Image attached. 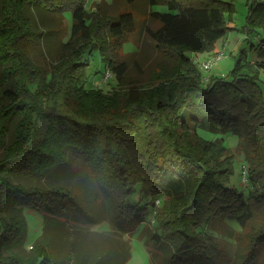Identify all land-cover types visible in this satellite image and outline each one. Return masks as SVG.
<instances>
[{"label":"trees","instance_id":"16d2710c","mask_svg":"<svg viewBox=\"0 0 264 264\" xmlns=\"http://www.w3.org/2000/svg\"><path fill=\"white\" fill-rule=\"evenodd\" d=\"M88 2L0 0V264H62L46 240L57 225L47 215L42 236L22 254L23 209L54 217L58 210H79V204L91 214L107 211L103 221L119 236L131 235L152 215L160 234L147 242L151 256L171 254L177 264H228L216 243L219 226L249 228L250 252L239 264H255L257 249L264 247V224L255 225L264 221V2H249L247 32L263 31L259 44L250 47L255 62L242 50L227 78L208 81L188 54L215 51L231 30L226 16L231 22L233 3L163 0L169 13L152 7L155 28L147 36L178 68L160 74L164 83L152 90L131 87L122 107L115 93L86 88L84 57L99 52L105 69L123 83L129 67L119 54L135 19L125 13L114 23L88 11ZM67 10L73 20L69 40L61 43L67 60L48 72L32 67L24 46L42 40L30 16L62 18ZM225 136L238 139L251 188L247 195L231 185L234 156ZM136 196L139 202H133ZM145 197L150 203L141 202ZM114 212L123 216L122 225ZM79 219L86 223L82 211ZM103 238L110 241L107 248L102 245L92 259L76 254L75 264H126L129 247L112 233L97 234Z\"/></svg>","mask_w":264,"mask_h":264},{"label":"rangeland","instance_id":"374dc122","mask_svg":"<svg viewBox=\"0 0 264 264\" xmlns=\"http://www.w3.org/2000/svg\"><path fill=\"white\" fill-rule=\"evenodd\" d=\"M156 1L158 3L154 6L150 4L151 0H141L134 5H128L126 0H90L86 5L88 11L99 13L101 18H105L106 20L115 19L114 23H117L118 17L125 13L133 14L135 19V31L126 36L127 40L122 46V53L120 52L121 55L119 54V59L121 61H127L129 67L127 77L123 83L119 84L115 80L110 68H106L110 75L105 78L104 72L106 71V65L99 52L88 53L84 57V61L87 64L86 88L88 90H101L107 94L115 93L117 102H122L118 107L125 105L127 93L131 87H144L152 90L153 87L161 86L164 83V79H159L160 74L165 76L167 72L174 73L178 68V62L170 60L169 52L166 49H163V52L160 49H156V45L147 36V29L153 27L152 19L150 18L152 7L154 12H168L167 6L161 3L163 0ZM224 1L233 3L235 7V13L233 14L231 22L229 21V17L226 16L228 27L231 30L227 32L223 40L217 42L214 52L198 56L192 53L188 54L191 58L196 57V62L201 65L205 61L212 60L223 53L221 59L214 64L210 71L206 72L200 68L202 78L204 79L227 78L234 70L242 50L247 52L246 58H248V62L253 64L256 56L253 52H250V47L257 46L263 36L261 29L253 34H248L246 29L249 2L252 0ZM255 1L264 2V0ZM30 17L36 23H34L35 30L41 33L37 41H42L40 45L32 42L27 43L24 46V51L32 61V67L41 71H52L53 66L58 64L61 58L62 61H66L68 58L69 54L63 53L61 43L67 42L70 38L73 24L72 12L71 10H67L62 18L59 16L56 17L54 13L47 14L43 18L37 15L38 20L33 16ZM44 32H47V36H45ZM43 40H45L44 43ZM166 62L170 65L167 66ZM163 68L166 69L162 71ZM245 72L251 75L249 69L246 68ZM260 77L263 83L264 71L261 72ZM103 79L105 82L102 81ZM202 134L208 139L212 138V135L205 132ZM224 139L225 145L229 149V155L234 156V173L231 179V185L247 195L251 188L248 184H243L241 175H239L241 167L247 165L240 151V147H238V139L235 136H225ZM12 181L17 182L16 179H12ZM151 199V197H145L141 199V202L143 204L150 203ZM135 201L139 202V196H136L133 202ZM78 206L79 210H58L56 212L57 215H54V217L49 212L45 213V211L24 208L23 215L26 222V233L23 243L24 248L21 251L22 254L27 256L29 254L28 252L32 250L34 243L42 236L46 221L45 215H47L51 219L54 218L57 220V225L54 227L57 229L53 228L49 231L46 240L51 243L50 252L53 258L58 259L59 263L75 264L76 254L81 256L83 254H89L90 256H87L92 259V256L98 252L97 250L102 249V245H106L107 248L109 246L107 244L110 242H107L105 238H103V241L96 239L97 234L111 235L112 233L118 238L117 242L120 244L123 242L126 244V247H129L130 259L126 264H177V262H172L171 254L162 255L157 252L155 253V258L151 256L153 250L147 246V242L153 235L160 234L155 224H152V215L144 223L138 225L131 235L119 236L112 231L110 222L103 221L105 219L102 217H106L107 211L99 210L103 212L91 214L88 210H81L83 209L81 204ZM156 207L158 208V205ZM78 211H82L85 214L86 223H81L83 220L79 219ZM147 211L151 213V207H148ZM113 216L116 218L115 222L117 225L120 226L123 224L124 219L123 216L119 215V212H114ZM227 224L229 225L228 222ZM262 224H264V221L260 219L255 225L261 226ZM233 229H235L233 225L230 228L226 225L219 226L218 234H220V237L216 243L222 252L220 254L225 255L224 258L226 260L228 258L232 262H228V264H239L243 262L242 260L250 252L247 236L250 229L248 228L243 232H240L238 228L235 231ZM97 246L99 247L97 248ZM256 256L255 264H264V247L257 249Z\"/></svg>","mask_w":264,"mask_h":264},{"label":"built area","instance_id":"2783aa9c","mask_svg":"<svg viewBox=\"0 0 264 264\" xmlns=\"http://www.w3.org/2000/svg\"><path fill=\"white\" fill-rule=\"evenodd\" d=\"M223 56V53L221 54V55H218V56H216L215 58H213L212 60H209V61H207V62H204L203 64H201V66H200V68H201V70H203V71H210L211 69H212V67L214 66V64L217 62V61H219L220 59H221V57ZM106 70V69H105ZM110 75V73L106 70L105 72H104V76H105V78H106V76H109ZM111 77V76H110ZM102 81H104L105 82V80L103 79ZM206 81H208V79H206ZM240 175H241V179H242V182H243V184L245 185V184H248V174H247V168H246V166L245 165H243L242 167H241V170H240ZM158 205V207L160 206V202L159 201H157L156 202V206Z\"/></svg>","mask_w":264,"mask_h":264}]
</instances>
